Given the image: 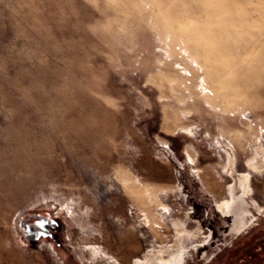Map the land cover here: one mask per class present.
<instances>
[{
  "label": "rangeland",
  "instance_id": "374dc122",
  "mask_svg": "<svg viewBox=\"0 0 264 264\" xmlns=\"http://www.w3.org/2000/svg\"><path fill=\"white\" fill-rule=\"evenodd\" d=\"M235 157L264 206V0H0V264H135L176 229L179 264H264V211L213 206Z\"/></svg>",
  "mask_w": 264,
  "mask_h": 264
},
{
  "label": "bare ground",
  "instance_id": "6f19581e",
  "mask_svg": "<svg viewBox=\"0 0 264 264\" xmlns=\"http://www.w3.org/2000/svg\"><path fill=\"white\" fill-rule=\"evenodd\" d=\"M234 161L232 158L229 159V165L233 166ZM247 167L250 168H255L254 161L252 159L247 160ZM231 172V171H230ZM248 180H249V172L246 173L243 176L242 179V187L244 192L249 193L251 191L250 186L248 185ZM241 186V185H240ZM231 190V187H229ZM242 192V191H241ZM243 193V192H242ZM242 195V194H241ZM247 195V194H246ZM218 206L222 209L225 210L227 213H234L236 215V225L234 227V233H238L244 228L245 225V220L246 219V206H245V199L241 197H233L232 200H226L223 201L222 203L218 204ZM183 231H179L176 229V235L174 237L173 241V247H165V250H162L161 252H153V251H148L144 254V260L143 261H136L135 264H179L180 262V255L184 254L186 248L184 247V239L182 238L183 236ZM193 234L197 235V233L193 231ZM198 244V243H197ZM186 246H188L186 244ZM167 252V258L163 256V252Z\"/></svg>",
  "mask_w": 264,
  "mask_h": 264
},
{
  "label": "flooded vegetation",
  "instance_id": "af4514ba",
  "mask_svg": "<svg viewBox=\"0 0 264 264\" xmlns=\"http://www.w3.org/2000/svg\"><path fill=\"white\" fill-rule=\"evenodd\" d=\"M236 159L237 158L235 157L233 166L225 168V170L227 171L226 174L228 176H234V180L231 179V181L226 184V186H225V196L223 198H221L219 200H217V199L213 200V206L215 207V209L217 211H219L223 215V217H225L226 214L219 210V208H218L216 203L217 202L222 203L225 200H230V198L232 200L233 197H241L242 196L245 199V206H246V209H247V212H248L247 216H246L247 225H246V227L243 228V229H246L254 222L255 218L258 215H261L263 213L264 206L262 204H260V202L257 199L252 197L253 196L252 195V190L249 193L244 192V190H243V187H242V184H241V181H240L241 174L243 172L249 171V168L245 165V163H244V165L246 167V170L239 171L237 173L238 174L237 177H235L236 176V171L235 170H237V169H235L237 167ZM248 185L251 186L250 179H249ZM229 187H231V190H229L230 189ZM227 217H228L227 219L231 221V227L233 229V220H234L235 217H232L231 214H227ZM201 244H202V242L200 243V245ZM202 251H204V250H202Z\"/></svg>",
  "mask_w": 264,
  "mask_h": 264
}]
</instances>
